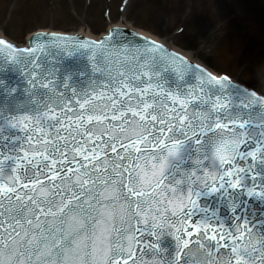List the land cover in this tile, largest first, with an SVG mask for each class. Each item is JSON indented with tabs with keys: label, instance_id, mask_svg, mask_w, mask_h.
Instances as JSON below:
<instances>
[{
	"label": "snow or ice",
	"instance_id": "1",
	"mask_svg": "<svg viewBox=\"0 0 264 264\" xmlns=\"http://www.w3.org/2000/svg\"><path fill=\"white\" fill-rule=\"evenodd\" d=\"M9 70L0 264H264V93L120 29L0 39Z\"/></svg>",
	"mask_w": 264,
	"mask_h": 264
},
{
	"label": "rangeland",
	"instance_id": "2",
	"mask_svg": "<svg viewBox=\"0 0 264 264\" xmlns=\"http://www.w3.org/2000/svg\"><path fill=\"white\" fill-rule=\"evenodd\" d=\"M193 1L191 13L190 0H131L128 21L169 43L192 48L196 58L264 91V0ZM120 2L0 0V33L18 42L40 28L100 34L107 28L102 11L112 7L117 21ZM180 25L185 29L178 35Z\"/></svg>",
	"mask_w": 264,
	"mask_h": 264
},
{
	"label": "clouds",
	"instance_id": "3",
	"mask_svg": "<svg viewBox=\"0 0 264 264\" xmlns=\"http://www.w3.org/2000/svg\"><path fill=\"white\" fill-rule=\"evenodd\" d=\"M192 254L196 255L201 260V264H206L207 258L204 257L198 249H193Z\"/></svg>",
	"mask_w": 264,
	"mask_h": 264
},
{
	"label": "bare ground",
	"instance_id": "4",
	"mask_svg": "<svg viewBox=\"0 0 264 264\" xmlns=\"http://www.w3.org/2000/svg\"><path fill=\"white\" fill-rule=\"evenodd\" d=\"M121 25H123V27H125V26H124L125 24H121Z\"/></svg>",
	"mask_w": 264,
	"mask_h": 264
}]
</instances>
